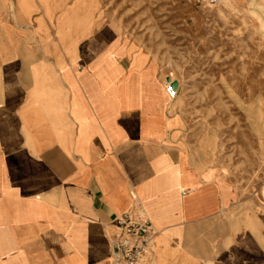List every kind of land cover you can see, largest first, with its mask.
I'll list each match as a JSON object with an SVG mask.
<instances>
[{
    "label": "crops",
    "instance_id": "1",
    "mask_svg": "<svg viewBox=\"0 0 264 264\" xmlns=\"http://www.w3.org/2000/svg\"><path fill=\"white\" fill-rule=\"evenodd\" d=\"M75 5L0 0V264H113L133 209L149 264H264L263 185L193 164L167 75Z\"/></svg>",
    "mask_w": 264,
    "mask_h": 264
},
{
    "label": "rangeland",
    "instance_id": "2",
    "mask_svg": "<svg viewBox=\"0 0 264 264\" xmlns=\"http://www.w3.org/2000/svg\"><path fill=\"white\" fill-rule=\"evenodd\" d=\"M99 31L178 84L180 144L245 192L264 189V5L98 0Z\"/></svg>",
    "mask_w": 264,
    "mask_h": 264
},
{
    "label": "built area",
    "instance_id": "3",
    "mask_svg": "<svg viewBox=\"0 0 264 264\" xmlns=\"http://www.w3.org/2000/svg\"><path fill=\"white\" fill-rule=\"evenodd\" d=\"M173 84L168 82L166 92L171 100H176L178 90ZM156 236L154 225L141 210H129L118 216L111 235L113 264H149Z\"/></svg>",
    "mask_w": 264,
    "mask_h": 264
},
{
    "label": "bare ground",
    "instance_id": "4",
    "mask_svg": "<svg viewBox=\"0 0 264 264\" xmlns=\"http://www.w3.org/2000/svg\"><path fill=\"white\" fill-rule=\"evenodd\" d=\"M260 1L262 5L264 0ZM72 14V13H71ZM103 12L100 9L98 0H76L75 8L73 9L74 23L77 29H83L84 32L92 30L100 21ZM120 44V43H118ZM126 43L122 44L125 49ZM149 68H158L155 62H148ZM179 92V90H178ZM264 195V189H263Z\"/></svg>",
    "mask_w": 264,
    "mask_h": 264
},
{
    "label": "water",
    "instance_id": "5",
    "mask_svg": "<svg viewBox=\"0 0 264 264\" xmlns=\"http://www.w3.org/2000/svg\"><path fill=\"white\" fill-rule=\"evenodd\" d=\"M173 88H174L175 90H178V84H177V83H174V84H173Z\"/></svg>",
    "mask_w": 264,
    "mask_h": 264
}]
</instances>
